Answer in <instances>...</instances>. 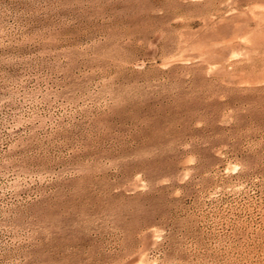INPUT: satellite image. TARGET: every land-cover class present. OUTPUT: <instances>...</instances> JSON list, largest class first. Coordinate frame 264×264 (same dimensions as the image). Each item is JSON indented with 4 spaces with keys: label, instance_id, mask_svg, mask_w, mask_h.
<instances>
[{
    "label": "rangeland",
    "instance_id": "1",
    "mask_svg": "<svg viewBox=\"0 0 264 264\" xmlns=\"http://www.w3.org/2000/svg\"><path fill=\"white\" fill-rule=\"evenodd\" d=\"M0 264H264V0H0Z\"/></svg>",
    "mask_w": 264,
    "mask_h": 264
}]
</instances>
